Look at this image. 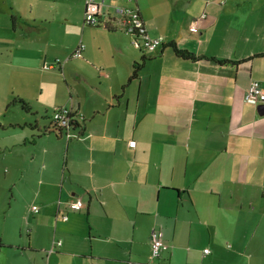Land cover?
I'll use <instances>...</instances> for the list:
<instances>
[{"label": "crops", "instance_id": "obj_1", "mask_svg": "<svg viewBox=\"0 0 264 264\" xmlns=\"http://www.w3.org/2000/svg\"><path fill=\"white\" fill-rule=\"evenodd\" d=\"M118 5L138 8L152 38L238 63L161 46L129 81L144 50ZM84 11L85 0H0V94L33 114L3 146L14 206L0 215V264H264V107L244 100L252 80L264 87V0H106L114 30ZM59 106L79 113L81 136L41 134ZM153 229L169 245L156 259Z\"/></svg>", "mask_w": 264, "mask_h": 264}, {"label": "built area", "instance_id": "obj_2", "mask_svg": "<svg viewBox=\"0 0 264 264\" xmlns=\"http://www.w3.org/2000/svg\"><path fill=\"white\" fill-rule=\"evenodd\" d=\"M106 0H85V11H84V23L87 25H95L98 20L101 19L102 7L105 5ZM116 16L121 18L123 29L132 35L133 44H138L148 52H155L163 43L162 37L152 38L150 37L144 28L141 15L136 7L130 6H116ZM205 17L202 14L200 17L193 20L190 30L192 32L198 31V23ZM84 49V45L81 44L69 57H79ZM61 62L60 59H56V64ZM56 64L46 65V68L54 67ZM245 102L247 104L259 107L264 105V87L257 80H252L245 93ZM72 109L66 106H59L54 109V121L59 126H66L69 123V115ZM68 136V135H67ZM83 207V201L81 198H76L67 203L69 210H80ZM34 212H38V207H32ZM62 219L67 220L68 215L62 214ZM151 240V257L158 258L163 252L169 249V245L164 241V235L161 230L153 229L150 235ZM61 245V240H54L51 248L47 251L48 254L54 252L56 247ZM210 250L207 248L204 250V254L209 253Z\"/></svg>", "mask_w": 264, "mask_h": 264}, {"label": "trees", "instance_id": "obj_3", "mask_svg": "<svg viewBox=\"0 0 264 264\" xmlns=\"http://www.w3.org/2000/svg\"><path fill=\"white\" fill-rule=\"evenodd\" d=\"M109 21H114V20L112 18H109ZM94 26H101V27L107 28L109 30H111V29L114 30L113 27H110L107 24H105V22L102 21V18L99 19L98 23L95 24ZM161 46L162 47L166 46V47L171 48V50L173 51V53L177 57H180V58H183V59H188V60L207 59V60H212V61L216 62L219 65L233 64V63L237 64L238 63V61H233V60H229V59H218V58H214V57L196 56L195 54H193L191 52L179 49L178 47H176V45L173 42L163 43ZM141 48L144 50V55L141 57L139 62H136L135 66L133 67V69H132L133 71L131 73L129 81H131L133 79H137L139 77V71L143 67L145 61L151 59L157 53L156 51L155 52H148L143 47H141ZM257 56H264V54H257ZM12 102L21 105V107L24 110L25 114H32L31 111H30L31 108L29 107V105L23 99H21L20 97H17V96L14 97ZM53 116H54V111H52L50 113V118L46 117V119H49V124L46 127H41V130L39 129L38 123L36 122V120H35V122L32 123L33 124L32 128H34L35 130L38 131V134L34 136V139H38V138L41 137L40 132H41L42 135L43 134H48L49 132H51V133L56 134L59 137H66V138L70 137L71 134H76V133H77V136H75V137H78V136L82 135V133L84 131V121L80 119V115H79V113L77 111H75V110L71 111V113L69 115V123L66 126H59L54 121ZM39 130H40V132H39ZM150 245H151V240H150ZM152 259H156V258H152Z\"/></svg>", "mask_w": 264, "mask_h": 264}, {"label": "rangeland", "instance_id": "obj_4", "mask_svg": "<svg viewBox=\"0 0 264 264\" xmlns=\"http://www.w3.org/2000/svg\"><path fill=\"white\" fill-rule=\"evenodd\" d=\"M0 96L5 97L0 100V161L8 162L7 156L4 155L3 146L13 141L12 134L15 132L9 128V125L16 121L24 122L25 113L21 105L12 102L14 97H16L15 94L8 90L0 94ZM13 192L14 190L9 185L0 187V215H2L3 211L7 212V215L12 213L14 206Z\"/></svg>", "mask_w": 264, "mask_h": 264}, {"label": "water", "instance_id": "obj_5", "mask_svg": "<svg viewBox=\"0 0 264 264\" xmlns=\"http://www.w3.org/2000/svg\"><path fill=\"white\" fill-rule=\"evenodd\" d=\"M262 107H264V105Z\"/></svg>", "mask_w": 264, "mask_h": 264}]
</instances>
